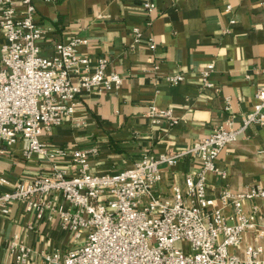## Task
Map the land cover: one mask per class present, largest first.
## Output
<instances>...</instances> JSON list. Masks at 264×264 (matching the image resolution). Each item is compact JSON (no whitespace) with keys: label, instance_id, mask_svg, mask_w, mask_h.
<instances>
[{"label":"crops","instance_id":"obj_1","mask_svg":"<svg viewBox=\"0 0 264 264\" xmlns=\"http://www.w3.org/2000/svg\"><path fill=\"white\" fill-rule=\"evenodd\" d=\"M146 1L154 3L151 10L144 7ZM34 19L45 30L43 53L51 54L55 41L78 36L84 40L79 52L92 62L107 56V71L120 74L123 82L118 89L84 94L70 122L42 132L48 151L63 147L65 155L25 160L21 141L7 146L0 168L11 183L48 172L52 161L72 171L74 149L86 150L92 172L129 167L143 154L184 149L228 117L237 124L257 104L255 92L264 85V0H37ZM209 64L205 85L201 71ZM174 74L183 79H166ZM151 106L170 109L171 116L153 118L148 115ZM215 165L220 172L206 174L212 197L224 187H264V124L248 125L221 150ZM198 167L192 158L162 164L161 193L169 196L171 184L183 185L184 177ZM243 206L246 212L256 208L258 226L264 222V198L246 199ZM7 208L0 213V264H13L14 238L32 248L30 261L37 264H47V252L72 244L70 230L50 209L38 218L24 201L9 202ZM225 211L229 214L231 207ZM256 229H246L240 246L229 251L241 254ZM258 242L264 248V237Z\"/></svg>","mask_w":264,"mask_h":264},{"label":"built area","instance_id":"obj_2","mask_svg":"<svg viewBox=\"0 0 264 264\" xmlns=\"http://www.w3.org/2000/svg\"><path fill=\"white\" fill-rule=\"evenodd\" d=\"M36 1L0 0V154L21 141L25 160L33 155L49 160L67 150L59 147L49 152L40 140L42 132L70 122L81 96L118 89L123 77L107 71V56L92 62L79 52L84 40L78 36L55 41L52 53H43L45 30L34 19ZM143 5L148 11L154 3ZM134 32L140 36L137 28ZM147 42L155 47L152 38ZM211 69L209 64L201 71L205 85ZM166 79L176 83L183 75ZM255 97L257 104L237 124L228 117L184 149L143 154L122 169L92 172L86 150L81 149L71 152L72 171L52 161L48 172L11 183L0 168V213L8 212L9 202L24 201L38 218L46 209L58 215L60 224L71 232L72 244L66 250L47 252V264H264V248L258 242L264 237V222L258 226L256 208L246 212L243 206L246 199L264 198V187H224L216 197L206 187L207 172H220L215 162L221 150L248 125L264 124V85ZM148 115L169 118L171 110L151 106ZM181 158H192L199 167L184 177L183 185L171 184L170 195L164 196L160 166ZM227 207H231L229 214ZM255 227L253 241L241 254L229 251L230 246H240L246 229ZM10 246L13 264H37L30 261V246L15 238Z\"/></svg>","mask_w":264,"mask_h":264}]
</instances>
